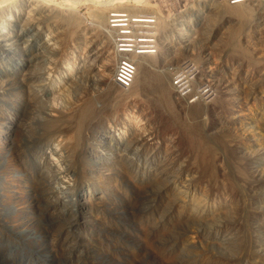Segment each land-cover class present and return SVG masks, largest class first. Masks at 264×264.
Returning <instances> with one entry per match:
<instances>
[{
	"label": "rangeland",
	"instance_id": "obj_1",
	"mask_svg": "<svg viewBox=\"0 0 264 264\" xmlns=\"http://www.w3.org/2000/svg\"><path fill=\"white\" fill-rule=\"evenodd\" d=\"M233 1L0 0V264H264V0ZM133 14L159 49L122 87Z\"/></svg>",
	"mask_w": 264,
	"mask_h": 264
},
{
	"label": "built area",
	"instance_id": "obj_2",
	"mask_svg": "<svg viewBox=\"0 0 264 264\" xmlns=\"http://www.w3.org/2000/svg\"><path fill=\"white\" fill-rule=\"evenodd\" d=\"M135 17L132 16L128 21V16H117L113 18L117 21H112L115 22L112 26L117 29L114 47L122 58L117 67L115 80L122 87L133 85L136 69L139 66L137 57L143 54H155L159 49L154 17L146 15ZM174 77V86L182 89L184 83L181 76L175 74Z\"/></svg>",
	"mask_w": 264,
	"mask_h": 264
},
{
	"label": "bare ground",
	"instance_id": "obj_3",
	"mask_svg": "<svg viewBox=\"0 0 264 264\" xmlns=\"http://www.w3.org/2000/svg\"><path fill=\"white\" fill-rule=\"evenodd\" d=\"M238 1H242V0H234L233 1V3H236L237 4V2ZM40 3V2H39ZM44 5V4H43ZM240 5H241V3H240ZM240 5L238 4V5H234V6H230L231 8H237V7H240ZM33 6V5H32ZM31 6V7H32ZM34 7V11H33V9L31 10V11H33V13H31L30 12V18L32 19H30L31 21H32V25L34 26V28L36 29V30H41V28H39L40 26H39V24L38 23H41V22H51L52 24L54 23V21L55 22H57L58 23V20H57V18H56V16L55 15H53V14H48V12L47 11H45V9L42 7V5H41V7H39V4H38V6L37 5H35V6H33ZM32 7V8H33ZM47 9V8H46ZM233 10V9H232ZM235 10V9H234ZM242 11L244 10V9H241ZM247 10V9H246ZM236 12H237V10H235ZM248 11V10H247ZM245 12V11H244ZM243 12V13H244ZM239 13V12H238ZM246 14H247V12H245ZM245 13H244V15H245ZM243 15V16H244ZM58 16V15H57ZM96 16V15H95ZM242 16V15H241ZM62 17V16H61ZM61 17L60 16H58V19L60 18V20H61ZM73 17V16H72ZM101 17H102V15H101ZM100 17V15H99V19L101 18ZM117 17V16H116ZM139 17V16H138ZM70 18V17H69ZM68 18V19H69ZM75 17H73L72 19L73 20H71L72 22H74V19ZM97 18H98V15H97ZM178 18V17H177ZM62 19H64V18H62ZM103 19V18H102ZM30 20H29V22H30ZM101 20V19H100ZM0 21H2V20H0ZM62 21V20H61ZM60 21V22H61ZM67 21V20H66ZM65 21V22H66ZM71 21H70V23H71ZM78 21V20H77ZM76 21V22H77ZM104 21V20H103ZM102 20H101V22H103ZM64 22V21H63ZM76 22H74V23H76ZM31 23V22H30ZM62 23V22H61ZM3 24V22H1V25ZM52 24H49V25H52ZM63 24V23H62ZM66 24V23H65ZM71 24H73V23H71ZM163 24V23H162ZM0 25V26H1ZM42 25V24H41ZM49 25H47V26H49ZM75 25V24H74ZM79 25V24H78ZM163 26H164V24H163ZM52 27V26H51ZM53 27H54V25H53ZM56 28V27H55ZM64 28V27H63ZM77 28H79V27H77ZM50 29V28H49ZM53 29V28H52ZM65 29V28H64ZM61 30V29H60ZM76 30V29H75ZM78 30V29H77ZM42 31V30H41ZM51 32V31H50ZM56 32H58L57 30H56ZM56 32L54 33V35H52L53 37L51 38L52 39V41H53V39H55L54 38V36H58V35H56ZM51 34H53V32L51 33ZM43 39L45 40V44H49V46H51L50 45V41H51V39H50V34L48 35H45L44 34V32H43ZM60 36V35H59ZM80 37V36H79ZM78 37V38H79ZM58 38H60V37H58ZM57 38V39H58ZM56 39V41H58ZM39 41V40H38ZM54 42V41H53ZM44 44V45H45ZM52 44V43H51ZM56 45H52L51 46V49L53 50V51H55V49H56ZM57 51V50H56ZM51 57H52V55H51ZM144 77H142L143 79L142 80H144V82H146L147 83V85L146 86H148V87H152L155 83H157V84H159L158 86H159V88L161 89H164L165 88V86L164 85H161V82H160V79H158V78H156L157 76H155V75H153L152 73H149V71H146L145 72V74L143 75ZM173 81H174V78H173ZM172 81V82H173ZM155 82V83H154ZM171 82V83H172ZM148 83L149 84H151V83H153V84H151V85H148ZM144 84V83H143ZM191 86V85H190ZM164 87V88H163ZM173 87H174V89H173V92H174V94L175 95H177V96H180V95H182L183 93H184V89H185V87H183L182 89L180 88H178L177 86H174V83H173ZM205 88V87H204ZM203 90V89H202ZM210 90V89H209ZM203 92V91H202ZM207 92V91H206ZM200 93V92H199ZM213 98V97H212ZM183 99V98H182ZM185 100V99H184ZM201 102H203V101H201ZM87 106H89V105H87ZM91 106V105H90ZM93 106V105H92ZM92 109H93V107H92ZM90 109L92 112V115L94 114L93 113V110H95V109ZM97 110V109H96ZM96 114V113H95ZM90 115V112H89V114H88V109L86 108V106L82 109V112L80 113V115H79V117H78V119H77V122H78V125L76 124V132H78V130L80 131V128L83 126V125H85V123H86V121H88L89 119H90V117L91 116H89ZM94 116V115H93ZM96 116V115H95ZM88 119V120H87ZM76 123V122H75ZM74 125V124H73ZM74 127H75V125H74ZM85 128V127H84ZM83 129V128H82ZM70 130V129H69ZM67 131H68V129H67ZM73 132V131H72ZM71 132V133H72ZM61 133H63V132H61V131H59V130H57L55 133H53V135H52V137H54V138H58V142L60 141L59 139L61 138H59V136H62V142H63V144L67 147H64V148H66V149H70L72 152L71 153H74V155L76 154L77 155V145H78V142H73V140H74V138H73V140L72 139H70V136H67V135H62ZM71 133H70V135H71ZM199 133V132H198ZM77 134V133H76ZM79 135H80V133H78ZM138 134V133H137ZM137 134H136V140H138V141H142L141 139H146V140H148V138H145L146 137V135L144 136V137H141L140 135H138L137 136ZM147 134V133H146ZM200 134V133H199ZM144 135V134H143ZM204 135V134H203ZM73 136V135H72ZM75 136V135H74ZM81 136H82V134H81ZM80 136V137H81ZM202 136V135H201ZM79 138V137H78ZM80 139V138H79ZM77 140V139H76ZM151 140V139H150ZM75 141V140H74ZM202 141V140H201ZM200 141V143H201V145H202V142ZM61 142V143H62ZM63 144H61L62 145V147L61 148H63ZM81 144V143H80ZM82 145V144H81ZM200 145V144H199ZM205 145V144H204ZM60 147V146H59ZM81 147V146H80ZM201 147V146H200ZM204 147H206V146H204ZM81 150V149H80ZM66 152H67V150H66ZM70 152V151H69ZM69 152H67V154H68V156H71V155H69ZM73 154H72V156H74ZM67 156V155H66ZM72 156L71 157H69V159L68 160H70V159H74V158H72ZM74 162H75V160H74ZM73 161H72V163H74ZM70 163H71V161H70ZM241 173V172H240ZM247 175V174H246ZM214 214H212V216H213ZM215 215H216V213H215ZM211 216V217H212ZM214 218H213V222H216L217 224L218 223H220L218 220H217V217L216 216H213Z\"/></svg>",
	"mask_w": 264,
	"mask_h": 264
}]
</instances>
